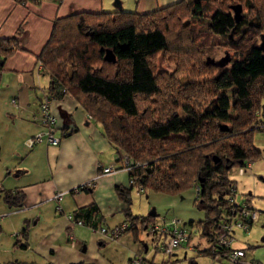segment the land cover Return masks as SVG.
<instances>
[{"label": "trees", "instance_id": "16d2710c", "mask_svg": "<svg viewBox=\"0 0 264 264\" xmlns=\"http://www.w3.org/2000/svg\"><path fill=\"white\" fill-rule=\"evenodd\" d=\"M223 1L180 0L147 13L119 10L63 17L55 22L38 55L40 69L50 79L46 90L49 99L73 94L88 116L103 126L116 153L127 156L129 185L117 187L118 196L126 205L127 231L138 229V225L145 230L155 225L154 217L131 213L133 187L177 194L195 186L200 189L197 207L204 209L206 216L198 229L192 221L185 224L189 232L196 230L187 243L194 235L210 242L213 232L234 206L227 197L230 187L237 188L230 171L237 168L239 173V169L244 170L263 156L254 144L253 134L264 130L260 103L264 97V43L246 37L251 19L243 13L236 19L231 12L234 5L219 6ZM184 9L190 18L205 23L215 35L228 40L231 35L238 36L239 39L229 41L237 55L223 66L215 64L218 60L213 58L203 60L210 74L209 88L213 90L204 105L197 102L199 96L195 91L187 95L189 101H181L180 112L168 110L161 118H155L149 104L159 96V82L164 78V73L155 69V58L173 51L171 38L177 29L168 19H180L181 15L176 13ZM260 9L253 31L264 34V9ZM189 21L183 22V28ZM84 27L90 31L83 32ZM261 38L264 39L262 35ZM16 44L15 37L0 39V66ZM106 51L114 56V61L104 59ZM153 108L158 111V107ZM120 159L122 168L123 158L118 157L117 161ZM238 196L243 197L239 192ZM4 199L14 208L22 206L20 192L5 191ZM96 210L94 205L80 207L72 218L97 229ZM196 249L199 254L226 264L225 258L232 248L221 246L212 251L205 244ZM140 264L155 263L143 259Z\"/></svg>", "mask_w": 264, "mask_h": 264}, {"label": "crops", "instance_id": "0c3cea01", "mask_svg": "<svg viewBox=\"0 0 264 264\" xmlns=\"http://www.w3.org/2000/svg\"><path fill=\"white\" fill-rule=\"evenodd\" d=\"M178 1L118 0L119 8L117 0H0V39L15 37L17 40L14 51L4 57L0 66V113L4 120L0 125V264H124L123 255L128 257L126 264L135 255L145 262L155 263L154 256L151 259L147 256L149 249L164 255L163 264L178 260L179 249L171 254L154 249L155 240L140 241L139 232L135 236L130 230L110 238L91 226L69 219L76 209L94 205L97 227L112 228L122 224L127 217L121 220L117 214L124 212L126 205L119 198L117 187L129 184L128 172L121 168L122 159L116 162L123 153H116L103 126L88 116L73 94L50 100V112L56 118L55 134L61 137L60 143L42 142L32 147L26 144L45 128L40 121V102L50 79L39 69L38 55L58 19L78 13L119 10L147 13ZM261 114L264 119V107ZM255 145L264 155V146ZM99 163L114 165L118 170L99 175ZM259 165L256 161L250 162L242 174H230L238 192L254 209L256 196L244 185L243 190L239 189L236 178L248 174L259 191V206L264 209L261 196L264 195V176L257 177V173L264 174V167ZM91 180H94L91 187L77 190ZM5 191L20 192L22 206L14 208L8 204L4 199ZM57 193H63L59 200L53 198ZM257 211L262 214L252 226L264 222V210ZM261 226L264 229V225ZM70 232L76 239L74 246L68 239ZM144 232L146 237L150 235ZM194 236L181 250L197 252L196 247L206 244V240ZM236 241L234 246L246 248L247 260L253 259L247 252L249 245L240 243L238 234ZM194 259L189 264H197ZM211 264H215L214 261Z\"/></svg>", "mask_w": 264, "mask_h": 264}, {"label": "rangeland", "instance_id": "374dc122", "mask_svg": "<svg viewBox=\"0 0 264 264\" xmlns=\"http://www.w3.org/2000/svg\"><path fill=\"white\" fill-rule=\"evenodd\" d=\"M229 4H242L243 8L240 14L243 13V15H246L248 19H251L250 24L246 27V29L250 30L246 37L250 38L251 36L259 44L264 43V39L261 38V35L264 37V34H260L259 32L255 33L253 31V25H255L256 23V12L260 8L264 9V1L225 0V2L223 1V4L220 3L219 6L227 8ZM187 11V9H184L183 11H179L176 13L181 15L180 19H173V17L170 16L168 22L171 25H174L173 23H175V29H177V33H175L174 37L171 38V49H173V51L159 54L155 58V62L157 63L155 67L156 71L161 74L162 72L164 73V78L159 82L161 92L159 96H156L154 100L155 102L151 101V103L149 104L151 105L149 106V110L153 112V116L155 118H161L166 114L168 110H175L180 112L178 106L181 104V101H185L187 99V95L190 93H194L195 91H198L199 96L197 102L199 101L201 105H204V103L209 101L210 97L212 96L213 90L209 88L211 86L210 82L207 80L209 79L210 74H208L209 70L204 68L203 60H206L208 58H213L214 60L232 59L237 55L235 48L229 41L233 39H239L238 36L233 37V35H231L230 40H228L224 36L215 35L211 31H209L205 23L190 18V15L189 13H187ZM231 12L232 14L234 13L232 9ZM261 13V18L264 19V11L261 10ZM187 20H190L188 26L186 28H183L182 24ZM89 31V27L83 28V32L87 33ZM260 103L264 107V97L261 99ZM153 106L158 107V111L155 110ZM1 117L2 113H0V125L2 122H4ZM3 138L4 140H6L5 135L3 136ZM253 140L254 144L264 146V130H256L253 134ZM255 161L260 163V167H264V155L260 159H257ZM100 164L105 165L103 163ZM230 173L232 175L237 173V168L232 169ZM259 175L264 176V174L257 173V177ZM236 181L237 183H239V189L243 190L244 185L246 186V188H249L248 190L253 191V195L256 196L254 197L253 202L254 207L257 210H264L259 206L261 203H258L259 191L255 187L252 180L248 179V174L244 176H238L236 178ZM262 185L264 188V181H262ZM196 190L197 189H195V186H190L183 189L177 194L158 192L150 189H147L143 193H141L137 190L136 187H133L130 190L131 204L129 208L131 213L133 215L146 216L154 209L155 213L157 214V216L154 217L155 228L153 233H151V231L147 228L146 231H148L150 235L146 237L144 232L145 229L141 225H138V229H133L134 235L136 236L139 232L138 238L140 239V241L144 240L145 238H147L149 242L154 241L159 235V229L162 226V222H167L172 219H178L179 224H189V222L192 221L194 224V228L198 229L200 222L205 219L206 212L204 209H199L197 207L196 198H199L197 197V195H199V192H197ZM244 192L248 191L244 190ZM262 192H264V190ZM261 196L264 197V195ZM1 197L2 193H0V201ZM262 206L264 205L262 204ZM260 213L262 214V212ZM117 218L121 220L124 219L125 213L119 212L117 214ZM124 224L127 225V220L120 225ZM262 224L264 225V222H259L255 226H251L250 230L246 233L237 230V234L238 241L240 243L244 242L246 243V245H249V249L247 250L248 254L254 260L258 261L261 264H264V241L262 240V238L264 237V229L261 226ZM127 227L128 225L126 226V229L123 233L128 232ZM201 238L205 241L204 237ZM236 242L237 241H235V243ZM178 249L180 250L177 252L178 260L171 264H189L192 258H195L194 260L197 262V264H211L214 261L212 256L199 255L197 254L198 252H196V250H188L185 252V250H181V247H179ZM178 249H176L175 251H177ZM105 256L108 255L105 254ZM147 256L149 257V259L154 256V261L156 264H163L164 262H166L162 261L164 255L161 252L154 253L149 249ZM122 259H124V264H126V262L128 261V257H124L123 255ZM214 263L219 264V261L215 260Z\"/></svg>", "mask_w": 264, "mask_h": 264}, {"label": "built area", "instance_id": "2783aa9c", "mask_svg": "<svg viewBox=\"0 0 264 264\" xmlns=\"http://www.w3.org/2000/svg\"><path fill=\"white\" fill-rule=\"evenodd\" d=\"M41 64L39 63V69ZM40 121L44 125V130L42 132L36 133L33 137L29 138L26 141L28 147H32L37 143H46L48 145H57L60 143L61 137L55 134L56 118L50 112V99L48 95H44L40 102ZM124 170H127L129 167V161L126 155L122 156ZM100 169L99 175L112 174L118 170L114 165H102L98 164ZM239 173H243V169H239ZM94 184V180L87 181L80 185V187L89 188ZM77 190H80L77 188ZM82 190V189H81ZM141 190V189H140ZM197 188V192H199ZM63 193H57L53 198L60 199ZM228 200L234 203L231 208V214L226 215V219L222 221L219 227L213 232V240L210 242L206 241V247L210 248L212 251H217L221 246L230 247L225 258L226 264H256L254 261L246 259V253L243 248L233 247V243L236 239L235 231L240 230L242 232H248L258 217L259 212L250 206L248 199L245 197H239L237 188L230 187L229 192L227 193ZM60 210L61 208L58 207ZM226 213V212H225ZM69 219L72 222H75L72 216H69ZM76 223L84 224L83 220H78ZM127 225H117L112 228L98 227L96 231L104 235H108L110 238H117L123 234ZM155 228L154 226L148 227V230L153 233ZM196 230L189 232L185 228V224H179L178 219H172L170 221H163L162 226L159 229V235L154 243V249H161L167 254L173 253L176 249L181 247L183 244L189 241L191 233H195ZM162 237V239H160ZM68 239L71 246H74L76 239L74 235L70 232L68 233ZM142 258L139 255H135L131 258V264H140Z\"/></svg>", "mask_w": 264, "mask_h": 264}, {"label": "water", "instance_id": "95a60500", "mask_svg": "<svg viewBox=\"0 0 264 264\" xmlns=\"http://www.w3.org/2000/svg\"><path fill=\"white\" fill-rule=\"evenodd\" d=\"M117 6L120 8V3L116 2ZM232 9L234 11V14H235V17L236 19H239L240 18V12H241V5L238 4V5H234L232 6ZM104 59L107 60V61H114L115 58L114 56L109 52V51H106L105 52V55H104ZM210 58H208L207 60H209ZM228 61V59H223V60H218V61H214L215 64H217L218 66H223L226 62ZM150 216H156V213L154 211V209L149 213Z\"/></svg>", "mask_w": 264, "mask_h": 264}]
</instances>
